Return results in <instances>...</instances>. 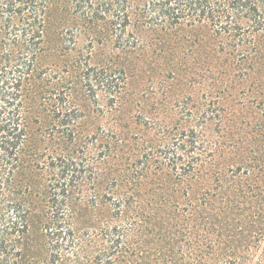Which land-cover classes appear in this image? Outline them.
I'll return each mask as SVG.
<instances>
[{
    "label": "trees",
    "instance_id": "obj_1",
    "mask_svg": "<svg viewBox=\"0 0 264 264\" xmlns=\"http://www.w3.org/2000/svg\"><path fill=\"white\" fill-rule=\"evenodd\" d=\"M179 26L207 27L216 52L237 57L242 73L264 52V0H0V264H142L150 255L155 264L253 263L256 254L242 241H264V151L229 173L205 168L201 151L165 144L162 158L179 178L191 172L195 185L206 177L215 183L211 196L207 188L199 203L181 209L142 197L145 163L122 167L120 137L101 127L85 133L71 100L77 77L92 100L101 93L113 103L124 87L123 67L89 63L95 43L131 52L145 48L147 33ZM80 38L84 49H76ZM55 51L77 55L50 64ZM199 113L220 122L213 101ZM198 131L193 144L202 142ZM88 158L91 200L81 196L91 182ZM248 198L257 209L251 234L234 223ZM178 236L199 243L181 252Z\"/></svg>",
    "mask_w": 264,
    "mask_h": 264
},
{
    "label": "rangeland",
    "instance_id": "obj_2",
    "mask_svg": "<svg viewBox=\"0 0 264 264\" xmlns=\"http://www.w3.org/2000/svg\"><path fill=\"white\" fill-rule=\"evenodd\" d=\"M145 39L144 49L131 52L114 49L109 40L95 43L90 64L113 63L124 68V73L120 74L124 87L115 102L101 93L95 100L89 99L78 77L74 78L76 93L71 100L79 105L85 133L101 127L111 129L120 137L122 167L145 163L148 172L141 188L142 197L158 195L178 202L181 209L190 208L201 201L205 190L209 189L211 196L215 184L213 177H206L208 181L205 179L197 185L191 179V172L179 178L162 158L164 145L168 144L171 151H183L187 155L201 151L202 161L199 162H203L205 168H224L232 173L241 159L254 165L251 155L264 151V66L258 67L264 65V52L255 56V68L242 73L237 57L216 52L218 40L207 27L156 30L147 33ZM76 46V49H84L87 41L80 38ZM51 54L47 62L59 65L70 63L77 55L74 51L66 55H59L58 51ZM209 101L220 111L219 123L217 120L206 123L199 116V109ZM196 130H200L202 142L193 144ZM88 161L89 169L86 167L84 173L91 182L83 187L81 196L91 200L96 191V183H92L95 169L91 168L90 158L85 163ZM94 164L96 166V162ZM113 164L120 168L119 164ZM183 166L189 169L188 164ZM245 201L234 223L238 220L236 226L245 234H251L257 229V209L253 199ZM187 223L190 225L191 221ZM195 234L196 231L193 236ZM193 236L192 240L178 236L184 238L183 242L176 243L181 245V252L198 245ZM248 236L242 243L253 250L256 257L260 256L258 264H264V241L249 240ZM256 257L252 264L257 261ZM138 262L155 264L156 259L150 255ZM205 264H215V260L208 259Z\"/></svg>",
    "mask_w": 264,
    "mask_h": 264
}]
</instances>
